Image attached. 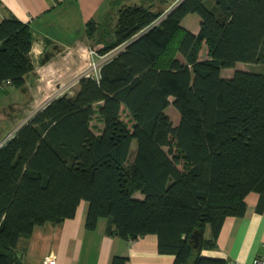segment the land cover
<instances>
[{
  "label": "trees",
  "instance_id": "1",
  "mask_svg": "<svg viewBox=\"0 0 264 264\" xmlns=\"http://www.w3.org/2000/svg\"><path fill=\"white\" fill-rule=\"evenodd\" d=\"M146 1L113 0L114 30L98 39L103 26L88 23L100 55L126 47L98 80L81 77L73 96L51 100L0 148V264L18 261L19 239L37 227L74 218L83 200L90 231L106 218L123 239L156 235L175 264H228L201 251L215 246L227 218L245 215L249 194L264 204V72L222 76L238 63L264 69V0H211L216 10L182 0L169 13ZM189 14L201 18L198 34L181 27ZM203 44L208 58L200 60ZM32 47L29 24L0 23V81L25 87ZM96 114L100 135L91 129Z\"/></svg>",
  "mask_w": 264,
  "mask_h": 264
},
{
  "label": "crops",
  "instance_id": "2",
  "mask_svg": "<svg viewBox=\"0 0 264 264\" xmlns=\"http://www.w3.org/2000/svg\"><path fill=\"white\" fill-rule=\"evenodd\" d=\"M112 1L0 0V23L15 18L29 24L33 32L31 58L34 70L26 76L25 87L12 85L0 90V96L4 94L15 98V101L10 100V112L0 109V123L6 129L12 128L5 138L13 133L15 135L51 100L67 95L69 88H61L65 84L63 81L72 80L86 69L89 49L103 46L89 38L88 23L94 21L103 26L98 28L96 39L103 30H114L120 3L116 5ZM135 1L139 4L149 2ZM162 1L167 2L163 10L169 13L182 0ZM157 2H152L155 10ZM206 5L217 9L211 0H206ZM181 27L198 34L201 18L197 14H189L181 22ZM77 32H80L79 35H76ZM206 55L203 60L208 58V51ZM19 91L23 92L25 99ZM91 129L95 135L102 133L104 122L99 114L91 121ZM131 156L132 152L126 163L128 169L135 157L131 160ZM137 194L136 198H144L142 194ZM260 200L259 194H249L245 215L227 218L215 246L203 249L201 256L223 258L228 264H252L256 257L264 256V204L261 206ZM88 209L89 202L83 200L74 218L60 224L47 223L37 227L31 236L21 237L16 249L18 263L43 264L45 257L53 256L57 264H113L115 257L127 258L126 264H175L174 255L160 252L156 235L138 237L130 242L111 234V221L106 218L99 220L96 230H88ZM211 238L212 231L207 226L204 239Z\"/></svg>",
  "mask_w": 264,
  "mask_h": 264
},
{
  "label": "rangeland",
  "instance_id": "3",
  "mask_svg": "<svg viewBox=\"0 0 264 264\" xmlns=\"http://www.w3.org/2000/svg\"><path fill=\"white\" fill-rule=\"evenodd\" d=\"M159 3L157 2V11L159 10H163V5L166 4L167 2L166 1H163L161 2L162 0H158ZM126 4H129V5H134V4H138L140 5L139 3H137V1L135 0H127L125 1ZM80 32H77L76 35H79ZM102 47V46H101ZM98 49H101L100 47ZM207 46L203 44V46L201 47V50H200V53H199V59L200 60H203L207 55ZM89 64L88 60L87 62L85 63V68L87 67V65ZM236 70H241V71H246V72H253V73H263L264 72V69H263V66L262 65H255V64H246V63H239L236 67V69H225L223 70L222 72V76L225 77V78H231L233 77L234 73ZM82 72V71H81ZM80 72V73H81ZM79 73V74H80ZM78 74V75H79ZM78 75L73 78L72 80H69V81H63L65 82V84L62 86V87H68L69 90L67 92V95L69 96H73L74 93H76L77 91V88L79 86L77 80H78ZM67 83V84H66ZM61 87V88H62ZM60 88V89H61ZM2 88H0L1 90ZM21 97L23 99H25L26 97L23 95V92L19 91L18 92ZM58 93V92H57ZM2 96L1 99H0V109L1 108H5L8 112H10V100L12 99L13 101H15V98L13 97H9V96H6L4 94H1ZM52 98V97H50ZM167 115L170 117V119L172 120L174 126H177L180 122V114L179 112L176 110V108H174L173 106H171L169 109H167L166 111ZM12 130L11 129H6L2 123H0V132H3L1 135H0V141H2L6 136L7 134ZM5 145V143L3 144V146ZM1 146V147H3ZM131 147H132V156H131V160L132 158L135 156L134 152H136L137 150V141L136 140H133L132 144H131ZM130 163H128L129 165ZM132 165V163H131ZM138 196H140L141 194L138 193L137 194Z\"/></svg>",
  "mask_w": 264,
  "mask_h": 264
},
{
  "label": "built area",
  "instance_id": "4",
  "mask_svg": "<svg viewBox=\"0 0 264 264\" xmlns=\"http://www.w3.org/2000/svg\"><path fill=\"white\" fill-rule=\"evenodd\" d=\"M125 47H126V44L121 45V47H118L117 49H115V50H113V51H111L105 55H100L98 53L99 49L97 47H95V48L92 47L91 49H89L88 50V62H89V64L87 65L86 69L78 75L77 82H79V80L83 76L93 77V78L98 80L100 77V70H101L102 65L105 62H107L108 60H110L111 58H113L114 56H116ZM12 85H13V83L11 80L0 81V88L4 89V88H7V87L12 86ZM67 88L68 87H64V89H67ZM13 136H14V133L10 134L7 138L0 141V148H1V146H3L4 143H6L11 138H13ZM130 242H133V240H131ZM43 264H57V263H56V260L53 256H47L44 258ZM235 264H240V263H235ZM252 264H264V256L256 257L253 260Z\"/></svg>",
  "mask_w": 264,
  "mask_h": 264
},
{
  "label": "water",
  "instance_id": "5",
  "mask_svg": "<svg viewBox=\"0 0 264 264\" xmlns=\"http://www.w3.org/2000/svg\"><path fill=\"white\" fill-rule=\"evenodd\" d=\"M193 237H194V236H193ZM196 241H197V244L195 245V248H197V247L199 246V238H198V236L196 237ZM11 264H19V263H18V261L13 260V261L11 262Z\"/></svg>",
  "mask_w": 264,
  "mask_h": 264
}]
</instances>
